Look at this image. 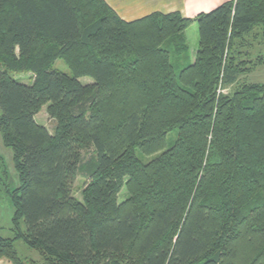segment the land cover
<instances>
[{
	"label": "trees",
	"instance_id": "obj_1",
	"mask_svg": "<svg viewBox=\"0 0 264 264\" xmlns=\"http://www.w3.org/2000/svg\"><path fill=\"white\" fill-rule=\"evenodd\" d=\"M256 27L264 39V0L130 21L105 0H0V135L19 180L0 259L264 264V83L224 92L253 68L233 48Z\"/></svg>",
	"mask_w": 264,
	"mask_h": 264
},
{
	"label": "rangeland",
	"instance_id": "obj_2",
	"mask_svg": "<svg viewBox=\"0 0 264 264\" xmlns=\"http://www.w3.org/2000/svg\"><path fill=\"white\" fill-rule=\"evenodd\" d=\"M185 34L187 36L190 49H195L198 45L197 24L195 22L190 24L186 28ZM233 51L235 53L234 55H236L238 59H250L251 61H253L250 64L245 65L249 67L253 66V68L239 76L235 84L225 87L224 92L232 91L233 88H235L241 82L264 83V63H255L257 62L256 59H258L259 57L261 58L260 60L264 62V39L261 36V30L257 27L252 29V31L245 36L243 42L239 43V45L236 47V50L235 48H233ZM181 65L182 64H180V66ZM50 68L70 75V70L67 64L61 58L56 59L51 64ZM14 76L24 83H30L32 80V73L30 72L15 73ZM79 80L82 83L93 81L89 77H81ZM35 120L37 121V123L45 125L49 132L53 131L55 123L48 117L45 107H43L42 110L35 116ZM175 135L176 131H173L169 134V138H175ZM144 159L146 160V158ZM84 182L85 178L79 176L73 184L74 195L78 200H81V189L84 185ZM18 183V175L13 165L11 150L8 147L4 146L0 135V234L7 237L12 236L10 228L12 226L11 217L13 213L8 190L17 187ZM126 197L127 192L123 188L118 195V201L121 202ZM21 228H24L23 224L21 225ZM14 248L18 255L25 260L34 259L35 256H39L35 250L29 248L21 240H16L14 242Z\"/></svg>",
	"mask_w": 264,
	"mask_h": 264
},
{
	"label": "crops",
	"instance_id": "obj_3",
	"mask_svg": "<svg viewBox=\"0 0 264 264\" xmlns=\"http://www.w3.org/2000/svg\"><path fill=\"white\" fill-rule=\"evenodd\" d=\"M124 20H134L152 12L167 14L179 11L183 16L193 18L199 12L212 10L227 0H105ZM186 31V30H185ZM184 31V34H185ZM186 40L187 36L185 34ZM188 43V40H187ZM39 260V256L34 257ZM0 264H11L5 258Z\"/></svg>",
	"mask_w": 264,
	"mask_h": 264
}]
</instances>
